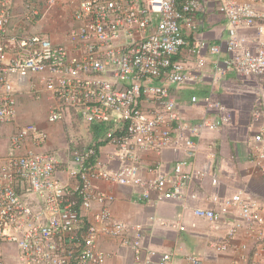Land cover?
<instances>
[{
	"label": "built area",
	"instance_id": "1",
	"mask_svg": "<svg viewBox=\"0 0 264 264\" xmlns=\"http://www.w3.org/2000/svg\"><path fill=\"white\" fill-rule=\"evenodd\" d=\"M57 1L0 0V242L16 249L11 262L0 254V264H106L103 236L130 246L134 264H207L197 254L178 261L170 251L147 249L144 226L116 220L114 195L98 186L140 187L138 201L157 203L186 198L192 179L205 176L194 166L199 140L231 123V111L206 99L217 110L214 118L188 122L170 91V85L202 79L204 54L222 51L220 44L191 42L185 34L199 29L203 0H71L72 25L55 42L46 32H31V25ZM216 2L228 22L222 64L245 76H264V0ZM22 93L47 99L50 123L75 112L103 134L85 146L46 148L50 135L44 127L17 123ZM252 117L259 129L251 161L264 173V100ZM7 125L15 129L4 146L1 127ZM106 144L115 147V168L101 156ZM167 149L185 154L169 171L162 161L141 160L143 152L161 155ZM210 198L213 206L195 207L194 214L216 233L223 231L211 239V249L236 254L231 264H264V202L243 189ZM158 221L186 230L178 221Z\"/></svg>",
	"mask_w": 264,
	"mask_h": 264
},
{
	"label": "crops",
	"instance_id": "2",
	"mask_svg": "<svg viewBox=\"0 0 264 264\" xmlns=\"http://www.w3.org/2000/svg\"><path fill=\"white\" fill-rule=\"evenodd\" d=\"M203 3V9L197 13L199 29H185V34L191 42L204 39L210 44H220L222 51L219 55L204 54L206 66L202 79L184 85H170V91L181 116L188 122H198L207 115L214 118L217 110H210L206 99L222 103L231 111V123L221 129L205 132L199 140V154L194 160V166L205 171V176L202 179H192L186 189V198L157 203L138 201L140 187L102 181L98 186L114 195L110 207L116 220L141 223L144 226V244L147 249L170 251L178 261L184 255L197 254L207 264H231L237 258L236 254L216 253L210 247L211 239L217 233L223 234V231L216 233L212 230L207 221L195 216L194 208L212 207L210 197L213 194L229 195L238 189H243L264 202V173L251 161L253 137L259 129V122H254L252 113L255 106L264 100V76H245L225 68L222 61L228 55L225 49L227 18L219 12L216 0H203ZM60 26L65 29L62 24ZM59 28L58 31L54 29L46 32L55 42L64 39V31ZM218 65H221L222 71L218 70ZM194 95L198 97L195 103L192 102ZM1 135L4 137V131ZM94 137L95 133L90 137L91 140ZM58 147L51 133L46 148ZM114 149L113 145L106 144L102 146L100 153L115 168L118 163L112 161ZM184 156V153L167 149L161 155L143 152L141 160L144 164L162 161L164 171H169L175 161ZM145 169L142 170L143 176L151 178L152 175ZM214 178L217 183H213ZM192 193H196L197 198L190 197ZM94 210H98L97 205ZM84 213L89 214V210H84ZM160 218L165 219L166 223L178 221L186 226V230L173 228L168 224L162 225L158 221ZM194 223L197 225L195 228ZM242 239L243 235L239 237V240ZM99 246L108 255L106 264H134L133 249L122 244L119 239L103 236L99 240ZM261 262L264 263V256Z\"/></svg>",
	"mask_w": 264,
	"mask_h": 264
},
{
	"label": "rangeland",
	"instance_id": "3",
	"mask_svg": "<svg viewBox=\"0 0 264 264\" xmlns=\"http://www.w3.org/2000/svg\"><path fill=\"white\" fill-rule=\"evenodd\" d=\"M75 4L71 0H59L56 4L49 7L43 15L39 16V20L31 25V32H47V30H61L66 33L72 25V14ZM49 103L47 99H35L26 93H22L19 101V112L17 123L26 124L29 122L37 123L44 127L53 135V141L58 148L64 150L65 146L73 142L75 145L83 146L89 144L92 140L90 137L94 135L92 125L80 119L72 112L71 115L56 123L48 121ZM15 129V125L2 126L1 134L3 145H8L9 138ZM11 133V134H10ZM16 252V249L7 242H0V254L12 261L10 252Z\"/></svg>",
	"mask_w": 264,
	"mask_h": 264
},
{
	"label": "trees",
	"instance_id": "4",
	"mask_svg": "<svg viewBox=\"0 0 264 264\" xmlns=\"http://www.w3.org/2000/svg\"><path fill=\"white\" fill-rule=\"evenodd\" d=\"M93 131L95 133V136H98L100 134H103V128L98 125H93Z\"/></svg>",
	"mask_w": 264,
	"mask_h": 264
},
{
	"label": "clouds",
	"instance_id": "5",
	"mask_svg": "<svg viewBox=\"0 0 264 264\" xmlns=\"http://www.w3.org/2000/svg\"><path fill=\"white\" fill-rule=\"evenodd\" d=\"M29 123H30V122H29ZM21 125H22V124H21ZM7 126H9V125H7ZM10 126H11V125H10ZM48 132H49V131H48ZM49 135H50V134H49ZM95 137H96V136H95ZM95 137H94V138H95ZM94 138H93V139H94ZM91 142H93V140H92ZM91 142H90V143H91ZM90 143H89V144H90ZM87 145H88V144H87ZM83 146H85V145H83Z\"/></svg>",
	"mask_w": 264,
	"mask_h": 264
}]
</instances>
